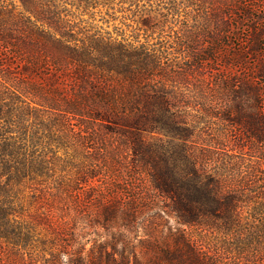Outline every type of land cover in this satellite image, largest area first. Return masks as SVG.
Instances as JSON below:
<instances>
[{"label": "rangeland", "instance_id": "374dc122", "mask_svg": "<svg viewBox=\"0 0 264 264\" xmlns=\"http://www.w3.org/2000/svg\"><path fill=\"white\" fill-rule=\"evenodd\" d=\"M244 1L243 11L261 4ZM201 11L174 25L157 0H0V264H88L116 239L132 264L136 236L177 229L211 245L250 236L253 220L224 233L156 214L169 199L134 161L125 132L162 93L172 112L203 128L193 137L196 153L213 147L205 126L212 82L239 72L220 61L185 71L189 61L172 42L202 36ZM259 17L234 16L242 26L225 39L223 55L252 44L251 33L264 36ZM219 158L215 152V165Z\"/></svg>", "mask_w": 264, "mask_h": 264}, {"label": "trees", "instance_id": "16d2710c", "mask_svg": "<svg viewBox=\"0 0 264 264\" xmlns=\"http://www.w3.org/2000/svg\"><path fill=\"white\" fill-rule=\"evenodd\" d=\"M157 1L165 4L166 16L174 25L187 23L190 15L198 17L202 9V36L187 32L172 42L177 52L181 49L183 61H189L185 71L193 75L202 70L201 65L220 61L237 69L239 75L219 76L212 82L205 125L206 135L214 142L212 148L196 153L197 132L203 128L172 112L162 93L143 116L126 126L134 161L146 167L152 185L169 199L167 209H158L156 214L172 216L180 227H215L224 233L239 232L243 220L256 224H250V236H234V242L223 238L215 245L178 229L158 239L136 236L132 264H264V36L251 33L252 44L238 43L236 48L229 46V56L222 54L223 43H230L234 36V27L242 26L234 16L250 19L252 10L264 15V0L247 4L245 11L241 10L244 0H231L233 4L217 0L220 3L213 14L206 10L215 0ZM261 17L258 21L264 34ZM148 21L149 17L141 20L142 28L150 27ZM227 136L233 142L229 150ZM234 148L239 152L230 153ZM215 152L221 157L216 165ZM243 209L249 212L246 216H242ZM117 241H110L111 252L101 246L88 264H127V258L117 252Z\"/></svg>", "mask_w": 264, "mask_h": 264}]
</instances>
